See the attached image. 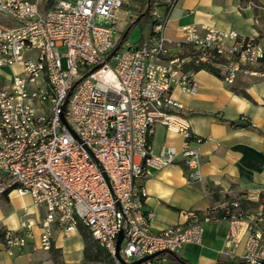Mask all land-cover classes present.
I'll return each instance as SVG.
<instances>
[{
	"label": "built area",
	"instance_id": "obj_1",
	"mask_svg": "<svg viewBox=\"0 0 264 264\" xmlns=\"http://www.w3.org/2000/svg\"><path fill=\"white\" fill-rule=\"evenodd\" d=\"M176 1L153 0L150 34L130 43L123 35L132 0H0V15L10 22L0 20V68L17 67L0 87V197L28 195L44 208L39 249H51L53 224L64 233L80 225L109 264L150 255L136 264H185L174 256L185 243H198L203 224L214 221L217 207L201 219L155 231L135 182L176 163L185 169L186 183L201 179L198 146L204 138L178 112L182 104L172 90L196 93L190 64L219 67L227 83L238 73L264 77L257 69L264 42L235 30L185 25L177 46L191 51L164 57L174 53L164 27ZM65 100L72 131L60 116ZM156 124L182 138L179 149L153 152L149 139ZM230 204L222 254L230 264H262L263 217ZM0 232L9 255L33 236L25 220Z\"/></svg>",
	"mask_w": 264,
	"mask_h": 264
},
{
	"label": "crops",
	"instance_id": "obj_2",
	"mask_svg": "<svg viewBox=\"0 0 264 264\" xmlns=\"http://www.w3.org/2000/svg\"><path fill=\"white\" fill-rule=\"evenodd\" d=\"M166 17L164 34L174 52L183 41L181 27L185 25L200 30L203 26L235 30L264 42V0H177ZM0 20L10 23L2 15ZM149 34L150 28L144 39ZM258 67L264 68V62ZM10 69L13 73L17 67ZM219 73L196 71L194 95L179 88L172 90L173 98L182 104L178 112L188 119L192 132L204 138L198 146L201 179L186 183L185 169L176 163L135 182V188L144 192L142 208L152 214L150 224L155 231L201 219L208 208L223 207L227 194L264 188V77L238 73L232 83H227L222 69ZM6 84L0 81V87ZM240 117L247 120L243 122ZM181 143L178 134L167 133L161 124L154 126L150 138L153 152L164 146L179 149ZM14 200H20L21 205ZM44 214V208L33 205L28 195L12 192L0 197V231L16 230L25 220L33 232L23 250L13 255L6 252L0 234V264H31L41 258L40 253H47L38 248ZM227 228L226 220L204 223L201 240L185 243L174 257L185 264H230L222 254ZM70 239L75 241L74 248ZM81 243L80 233H64L52 225V246L61 249L66 263L78 258L74 250H81Z\"/></svg>",
	"mask_w": 264,
	"mask_h": 264
},
{
	"label": "rangeland",
	"instance_id": "obj_3",
	"mask_svg": "<svg viewBox=\"0 0 264 264\" xmlns=\"http://www.w3.org/2000/svg\"><path fill=\"white\" fill-rule=\"evenodd\" d=\"M143 1L144 0H132L131 5L128 8H126V10H128V13L130 14L128 23H131L132 20L138 17L137 15L139 10L141 9V5L143 4ZM123 10H124L123 13L125 14L126 10L125 9ZM151 23L152 22H151L150 14L148 13L143 21L133 25V27L129 30L126 39L130 43L139 42L141 38H145L147 36L149 32V28L151 27ZM59 52L60 53L64 52V49L60 48ZM11 72L12 70L10 68H5V67L0 68V81L2 83H9V78L11 77L12 74ZM226 196L227 197L225 199V205L231 202H237L241 206L242 210H244L246 213H250L254 215L260 213V215L263 217V219H261V225L264 232V188L257 190L254 189L242 190L241 192L227 194ZM13 202L17 205H21L20 200H14ZM85 231L87 232V230ZM74 232L80 233L79 229H77ZM69 242L72 248H74L73 245L75 241H73V239H70ZM81 245L82 247H84L83 238ZM74 251L75 253H77L78 258L74 259L73 262L66 263L62 258L61 249L54 248L53 246H51V249L48 250L47 253L41 251L42 253L40 254L42 256L39 260L36 261V264H108L104 261H97V262L84 261L83 253H82L83 248L81 250L78 249ZM45 254H48V256L45 257L44 256Z\"/></svg>",
	"mask_w": 264,
	"mask_h": 264
},
{
	"label": "trees",
	"instance_id": "obj_4",
	"mask_svg": "<svg viewBox=\"0 0 264 264\" xmlns=\"http://www.w3.org/2000/svg\"><path fill=\"white\" fill-rule=\"evenodd\" d=\"M153 0H144L143 4L141 5V9L138 12V17H136L134 20H132L131 23H128L123 38L126 39L127 34L129 32V30L133 27V25H135L136 23H139L141 21H143L146 18V15L149 13V9H150V5L152 3ZM144 38H141L139 40L142 41ZM191 51V47L189 45H182V47L178 50L175 51L174 53H169L168 55H165L164 57H169L172 56L173 54L176 55H185L186 53H189ZM189 69L194 70L195 72L200 70V69H205L211 73H214L215 75L220 76L219 73V67H215V66H207V65H188ZM258 70L264 71V68L262 67H257ZM150 142V139H149ZM143 197V196H142ZM142 197L140 198L142 200ZM211 208V207H210ZM231 208V204H226L223 207H217L216 208V212L214 213V217L215 219H211V220H226L227 219V214H226V209ZM209 209V208H208ZM78 229L80 231V234L83 238L84 241V247H83V259L86 262H97V261H104L106 263H110V259L107 255V253L91 238L89 232L85 231L86 229L82 226H78ZM1 234V232H0ZM89 234V235H88ZM173 260H177L175 257L173 258ZM31 264H36V262H31Z\"/></svg>",
	"mask_w": 264,
	"mask_h": 264
},
{
	"label": "water",
	"instance_id": "obj_5",
	"mask_svg": "<svg viewBox=\"0 0 264 264\" xmlns=\"http://www.w3.org/2000/svg\"><path fill=\"white\" fill-rule=\"evenodd\" d=\"M65 104H66V100L63 102V104H62V106H61V113H60V116H61L62 122L65 123V124L67 125V122H66L65 117H64ZM67 126H68V125H67ZM68 128H69L70 131H72L71 128H70L69 126H68ZM87 150H88V149H87ZM88 151H89V150H88ZM104 178L107 179L105 175H104ZM121 239H122V234H119V235H118V238H117V244H116V245H117V250L119 249V244H120V242H121ZM151 256H152V255L147 256V257H145V258H143V259H141V260H139V261L133 262V263H131V264L139 263V262H141V261H143V260H145V259H147V258H149V257H151ZM117 257H118V255H117ZM262 264H264V262H263Z\"/></svg>",
	"mask_w": 264,
	"mask_h": 264
}]
</instances>
